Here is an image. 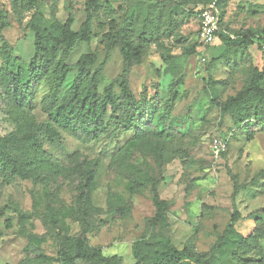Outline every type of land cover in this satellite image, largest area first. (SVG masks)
<instances>
[{
    "label": "rangeland",
    "instance_id": "374dc122",
    "mask_svg": "<svg viewBox=\"0 0 264 264\" xmlns=\"http://www.w3.org/2000/svg\"><path fill=\"white\" fill-rule=\"evenodd\" d=\"M222 7V28L232 35L252 34L254 44L228 49L215 40L188 56L186 50L198 46V22L175 0H0V72L5 64L15 73L28 71L37 55L31 26L37 11L43 23L34 28L60 37L48 74L29 86L28 105L13 106L0 84V138L13 134L21 139L23 132H32L42 150L63 167L60 174L31 169L0 175L5 214L0 219V264L25 259L58 264L38 256L59 259L61 243L76 239L120 264H135L133 244L151 237L178 250L190 245L195 253L208 254L233 215H238L233 227L237 235L246 237L264 226V119L249 120L241 128L220 108L255 72L264 75V45L257 41L264 40V0H228ZM89 16V41L65 43L67 21L72 20L69 31L78 33ZM126 22L133 28V44L144 47L140 64L128 68L119 44L107 48L109 35ZM89 55L91 64L83 59ZM59 65L68 72L56 90ZM81 70L88 74L85 94L93 103H104L110 92L112 110L107 107L94 122L79 115L57 125L54 114L68 100ZM123 80L134 103L123 97ZM49 127L57 132L54 142ZM140 132L142 143L130 148L127 143ZM215 139L227 140L225 155L212 153ZM13 155L20 158L21 152ZM123 162L155 181L160 200L168 204L165 223L153 225L150 187L129 191ZM89 170L95 187L90 195L85 192L84 203L80 186ZM28 236L40 245L27 251ZM258 249L264 254V238ZM214 264H224V256L216 254ZM242 264L264 261L257 250H249Z\"/></svg>",
    "mask_w": 264,
    "mask_h": 264
},
{
    "label": "trees",
    "instance_id": "16d2710c",
    "mask_svg": "<svg viewBox=\"0 0 264 264\" xmlns=\"http://www.w3.org/2000/svg\"><path fill=\"white\" fill-rule=\"evenodd\" d=\"M228 0H210L207 4L193 3V0H175L177 7H187V11L192 18H195L200 9L206 8L211 3L215 2L217 9L220 12V20L218 25V32L216 33V40L222 43L228 49L248 48L254 44L255 36L252 34H229L222 28V15L223 7ZM71 18L64 26L62 33L63 41L68 45H73L75 41L88 42L91 35V18L90 16L82 24L78 33H71L69 27L71 25ZM37 23H43V17L37 11L32 20L31 26L36 38V51L37 55L32 63L29 65L28 71L23 73H15L8 66L3 67L0 72V84L3 91L8 94L13 106L21 109L28 105L29 86L33 82H38L43 79L47 74L49 63L55 57L56 47L60 45V37L56 34L42 33L40 34L34 25ZM133 28L126 22L123 28L117 30L108 37L107 48L110 49L116 44H119L120 52L123 58V62L126 68L132 65H138L144 56V47L139 44L135 46L132 41ZM197 38V32H196ZM148 40L143 38L145 44ZM260 46L264 45V40L257 39ZM198 46H191L186 50V55L191 56L195 53ZM5 62L9 59L7 52L3 53ZM88 63H93L92 56H85L83 58ZM68 70L59 65L57 76L58 84L56 90L64 82L65 75ZM88 78L86 70H81L80 77L77 79L75 85L69 90L68 100L60 106L54 114V122L57 125H67L70 117L75 119L82 115L80 120H90L94 122L99 119V115L103 114L102 111L107 112V107L112 110L111 93L107 92L104 103L96 101L93 103V99H90L86 94L87 86L84 83ZM121 90L125 100L130 103H134L135 100L130 94L126 80L121 83ZM57 93V91H56ZM221 112L224 115L233 117L237 127H243L249 120L264 119V75L255 72L249 79L246 86L235 96L229 97L220 106ZM101 110V111H100ZM136 111H140L139 117L144 115V111H141L139 104L135 108ZM91 116V117H90ZM139 122L138 120H136ZM138 129L139 126L136 125ZM157 133L161 136L162 132L159 128H156ZM87 133L86 130H83ZM48 133L51 138V142H54L53 138L57 136V132L52 128H48ZM141 133V132H140ZM137 133L127 143L130 148L137 147L142 143V133ZM88 134V133H87ZM23 140V142H22ZM227 149L220 156L226 154ZM23 143L22 149L18 148L19 143ZM20 151L21 157H15L13 152ZM123 170L128 176V189L132 193H137L140 189L150 187V193L152 194V203L155 208V215L153 225L163 224L167 219L168 204L161 201L157 191V185L150 176H141L139 172L131 165H126L125 162L121 164ZM35 169L39 172L50 171L53 174H60L63 172V167L56 160L52 159L43 150L40 142L32 132H23L21 139L16 135H9L7 137L0 138V175L15 176L19 173V170L29 171ZM128 171V172H127ZM95 174L89 170L85 173L83 183L80 186L81 198L84 203L87 202V195H90L95 187ZM87 192V195H85ZM51 212V220L53 224L57 223ZM4 209H0V219L4 218ZM238 222V215L232 216L230 224L226 227L223 235L218 240L215 246L212 247L208 254H197L194 252L190 245H185L181 250L176 249L170 242L160 243L155 238H143L135 242L132 246V255L135 260V264H214L216 254L224 256V264H242V259L247 251L257 250L260 258L264 261V254L258 249L259 242L264 238L263 225L255 228L254 231L246 236H240L234 233L233 227ZM10 222L5 221V228L10 229ZM1 239V234H0ZM27 251L32 245H40L39 240L33 236H28ZM38 243V244H32ZM42 262H56L58 264H78L79 261H83L87 264H120L119 260L115 257L104 258L100 251L90 247L83 240H64L61 243L60 258L53 259L43 255L38 256ZM21 264H30V260L25 259Z\"/></svg>",
    "mask_w": 264,
    "mask_h": 264
},
{
    "label": "built area",
    "instance_id": "2783aa9c",
    "mask_svg": "<svg viewBox=\"0 0 264 264\" xmlns=\"http://www.w3.org/2000/svg\"><path fill=\"white\" fill-rule=\"evenodd\" d=\"M196 19L198 22V44L203 48L213 45L216 40L220 20V12L217 9L216 3L213 2L206 8L200 9L196 15ZM226 149L227 143L225 141L219 139L213 140L211 151L216 157H219Z\"/></svg>",
    "mask_w": 264,
    "mask_h": 264
}]
</instances>
